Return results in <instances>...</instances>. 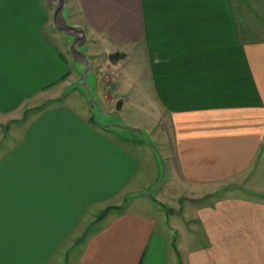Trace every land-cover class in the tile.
Listing matches in <instances>:
<instances>
[{
	"label": "crops",
	"instance_id": "1",
	"mask_svg": "<svg viewBox=\"0 0 264 264\" xmlns=\"http://www.w3.org/2000/svg\"><path fill=\"white\" fill-rule=\"evenodd\" d=\"M66 9L86 32L91 67L112 74L95 79L108 116L127 103L116 67L136 52L162 122L161 159L100 126L79 89L64 96L79 73L46 0H0V264H178V230L142 195L162 176L183 193L239 186L194 212L207 242L185 264H264V0H66ZM2 125L15 126L8 140Z\"/></svg>",
	"mask_w": 264,
	"mask_h": 264
},
{
	"label": "rangeland",
	"instance_id": "2",
	"mask_svg": "<svg viewBox=\"0 0 264 264\" xmlns=\"http://www.w3.org/2000/svg\"><path fill=\"white\" fill-rule=\"evenodd\" d=\"M260 1L261 0H258V3H260ZM252 11H254L253 13L256 14L258 18H260V11L257 5L256 9H252ZM62 15H66L63 10L59 14V18H61ZM69 23L71 22L69 21ZM262 23H264V21ZM69 39L70 38L67 35H64L65 49L72 59L70 52V47L72 44ZM135 54L136 52H133L131 54L130 61H121L116 67V70L118 71L116 75V82L119 86L118 92L124 95L127 103L121 110H116V113H113L114 115L112 114V116L110 117L114 118V122L116 121L132 127L145 129L154 125L153 131H150V133L148 134L149 138H147V136H141V134L138 133H133L132 131H128V136L130 140H134L137 142L139 141L140 143H146L152 148L153 145L148 141L150 139L152 143L159 149L160 146L157 143L158 140H155V137L162 134V122L160 118L155 115L156 113L154 114L155 107L153 106L149 96L145 94V84L143 83V81L141 82V79H139V76L142 75L141 73L143 72V68L141 67V65L138 67ZM99 68L100 67H97L96 65H94L93 68L91 67V73L95 77V79H97V75L102 76L106 74V76H110L111 73L100 72ZM138 72L140 73L139 75ZM76 97H80V94H71L67 101L71 103L74 102L75 105H78V103L76 102L78 101L76 100ZM74 99L76 101H73ZM53 101L57 102V100ZM52 106H54V104H52ZM78 108L79 105L77 106V109ZM103 119H105V117ZM10 127L15 126H1V134L6 140L10 138ZM164 135L167 137L166 133H164ZM134 153L136 155L139 154L137 152V149H134ZM146 168L147 164L145 163L142 166V176L140 175V177L144 180H146L148 173V170ZM165 184L166 180L164 179L155 188H152V190L148 192V195L150 197L147 198L156 206H154L153 209L157 211V213H160L163 218L165 217V219H163L164 227H175L178 230V234H175V236L172 235V237L176 239V247L173 244L174 247L172 245V250L174 248L178 250L177 263L185 264V258L187 257V254L199 252L201 249H204L207 242L205 233L198 227L197 224L190 222L193 220L194 212L201 208V206L211 205L214 201L221 199L230 191L235 190L239 186H227L219 188L215 193L205 194L204 192L195 190L191 193H183L178 186L177 188L174 187V189H167L164 188ZM258 198H263L264 200V197L259 196ZM141 201L146 200L141 199Z\"/></svg>",
	"mask_w": 264,
	"mask_h": 264
},
{
	"label": "water",
	"instance_id": "3",
	"mask_svg": "<svg viewBox=\"0 0 264 264\" xmlns=\"http://www.w3.org/2000/svg\"><path fill=\"white\" fill-rule=\"evenodd\" d=\"M49 7L53 9L52 14V20L54 28L64 35H67L71 40V47L70 52L73 59V64L76 68V70L79 73V79L73 83L68 89L66 90L64 96L68 94L71 90L79 89L82 93H84L87 97V101L90 105L91 110L96 114V120L97 123L109 130H126V131H132L133 133L141 134V136H147L145 132H143L140 129L132 128L131 126L125 127L122 123L114 122V118L108 116L99 100L96 96V90H95V77L91 73V63L89 60V57L86 55V44H87V36L86 32L82 27L72 26L68 22V13L66 9V0H46ZM62 10L66 13V15H62L61 18H59V14L62 12ZM122 59V56L119 53H114L109 56L110 63L116 65L118 62ZM61 99H58L57 101H60ZM55 101H47L42 107H45L47 104H50ZM121 101L118 103V107L120 106ZM105 117V119H103ZM112 122V124H110ZM119 129V130H118ZM150 144L153 145L152 149L155 152L156 156L161 159V156L158 152L157 147L152 143V141L148 140ZM165 179V176L161 178V180L154 185L153 187L147 189L142 193V195L150 197L148 195V192L152 190V188H155L162 180Z\"/></svg>",
	"mask_w": 264,
	"mask_h": 264
},
{
	"label": "trees",
	"instance_id": "4",
	"mask_svg": "<svg viewBox=\"0 0 264 264\" xmlns=\"http://www.w3.org/2000/svg\"><path fill=\"white\" fill-rule=\"evenodd\" d=\"M44 107H41L39 110H42Z\"/></svg>",
	"mask_w": 264,
	"mask_h": 264
}]
</instances>
